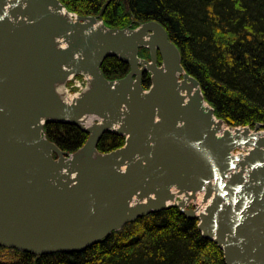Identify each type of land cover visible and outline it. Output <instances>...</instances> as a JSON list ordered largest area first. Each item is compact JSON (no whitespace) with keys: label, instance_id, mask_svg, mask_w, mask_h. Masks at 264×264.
I'll use <instances>...</instances> for the list:
<instances>
[{"label":"water","instance_id":"1","mask_svg":"<svg viewBox=\"0 0 264 264\" xmlns=\"http://www.w3.org/2000/svg\"><path fill=\"white\" fill-rule=\"evenodd\" d=\"M108 3L79 16L59 0H0V247L81 252L177 206L226 264H264V125L217 119L166 29L109 28L100 19ZM108 58L129 73L106 79ZM79 76L85 86L70 94ZM48 121L89 138L64 152L47 139ZM106 132L125 144L100 152Z\"/></svg>","mask_w":264,"mask_h":264},{"label":"trees","instance_id":"2","mask_svg":"<svg viewBox=\"0 0 264 264\" xmlns=\"http://www.w3.org/2000/svg\"><path fill=\"white\" fill-rule=\"evenodd\" d=\"M79 16H99L109 28H137L156 21L181 53L185 71L196 78L217 119L230 127L264 125V0H59ZM141 58L150 59L148 49ZM159 63L162 61L158 58ZM106 79L124 78L130 67L116 58L102 65ZM68 85H71L69 83ZM150 86V73L143 77ZM47 139L75 153L89 135L73 123L45 124ZM125 138L106 132L102 153ZM0 264H226L223 251L204 238L198 220L177 206L152 212L110 233L85 251L36 256L0 247Z\"/></svg>","mask_w":264,"mask_h":264},{"label":"built area","instance_id":"3","mask_svg":"<svg viewBox=\"0 0 264 264\" xmlns=\"http://www.w3.org/2000/svg\"><path fill=\"white\" fill-rule=\"evenodd\" d=\"M69 83H71V85H68L69 93L75 94L84 88L85 79L82 76H79V77L72 79Z\"/></svg>","mask_w":264,"mask_h":264},{"label":"rangeland","instance_id":"4","mask_svg":"<svg viewBox=\"0 0 264 264\" xmlns=\"http://www.w3.org/2000/svg\"><path fill=\"white\" fill-rule=\"evenodd\" d=\"M187 208H194L193 203L190 202V203L188 204Z\"/></svg>","mask_w":264,"mask_h":264},{"label":"bare ground","instance_id":"5","mask_svg":"<svg viewBox=\"0 0 264 264\" xmlns=\"http://www.w3.org/2000/svg\"><path fill=\"white\" fill-rule=\"evenodd\" d=\"M89 122H90V120H89ZM89 122H88V123H89ZM199 208L202 209L201 207H199Z\"/></svg>","mask_w":264,"mask_h":264},{"label":"flooded vegetation","instance_id":"6","mask_svg":"<svg viewBox=\"0 0 264 264\" xmlns=\"http://www.w3.org/2000/svg\"><path fill=\"white\" fill-rule=\"evenodd\" d=\"M56 158V157H55Z\"/></svg>","mask_w":264,"mask_h":264}]
</instances>
